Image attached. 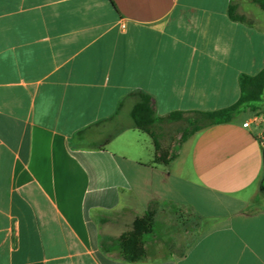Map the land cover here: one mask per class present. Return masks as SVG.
I'll return each mask as SVG.
<instances>
[{
    "label": "crops",
    "instance_id": "1",
    "mask_svg": "<svg viewBox=\"0 0 264 264\" xmlns=\"http://www.w3.org/2000/svg\"><path fill=\"white\" fill-rule=\"evenodd\" d=\"M256 5L0 0V264H264V98L260 116L177 152L158 127L168 165L124 120L140 91L160 117L236 104L241 77L264 69ZM178 207L197 221L188 231ZM149 210L147 256L127 261L120 237Z\"/></svg>",
    "mask_w": 264,
    "mask_h": 264
},
{
    "label": "trees",
    "instance_id": "2",
    "mask_svg": "<svg viewBox=\"0 0 264 264\" xmlns=\"http://www.w3.org/2000/svg\"><path fill=\"white\" fill-rule=\"evenodd\" d=\"M251 1L257 4L264 12V0ZM229 16L234 21H247V18L245 16L239 15L238 6L236 4L231 5ZM240 86L241 97L239 101L231 107L213 112H175L166 117H160L157 115L153 106V98L151 95L141 91L130 94V96L135 99V103L130 113L133 126L141 132L148 134L154 142L155 157L153 160V164L168 165L175 158V156L171 154L170 150L164 148L159 142V137L156 130V126L158 123L164 121H172L180 118L185 114H196L201 117L202 121H205V123L197 130L190 133L186 137L188 138L195 132L203 130L209 126L220 123H228L232 121L233 118L246 111V109H248L252 105L258 104L263 101L264 69L256 76L243 75L240 79ZM111 119H114V117ZM122 130L123 128L115 131L113 135L108 137V139L105 141V144H107L112 137L116 136ZM155 216V210L147 211L142 217H139L134 221L131 230L124 233L120 237L121 254L124 259L130 262H138L140 260H143L147 256L145 237L154 232Z\"/></svg>",
    "mask_w": 264,
    "mask_h": 264
},
{
    "label": "rangeland",
    "instance_id": "3",
    "mask_svg": "<svg viewBox=\"0 0 264 264\" xmlns=\"http://www.w3.org/2000/svg\"><path fill=\"white\" fill-rule=\"evenodd\" d=\"M244 1H247L248 3L252 2L251 0H243V2ZM257 15L264 19V12L262 11V9L258 5L255 6V10H252L250 12V16L253 17V18H257ZM246 111L251 112L255 116H260L262 114V112H263L262 107H261V105L259 103L255 104V105H252L251 107L246 109ZM124 120H125V122L129 121V122L132 123V119L129 117V114L127 112L124 113ZM204 123H205V121H202L201 117H199L196 114H185V115L181 116L178 119H175V120H172V121H166V122L164 121V122L158 123L157 126H156V129L158 127H163L165 132H167L168 135L171 136V143H173V145L175 146L173 148V150L175 152H177L179 147H180V143L190 133H192L195 130H197ZM176 211L179 214V216H178L179 223H181L182 226L185 225L183 227V230L186 229L188 231L191 226L193 228L194 225L197 223V221L193 222V218H192L193 215L192 214H188L189 212H187V210L181 209L180 207H178L176 209ZM188 221H192V223L189 225L187 223ZM152 248L153 247L151 246V249Z\"/></svg>",
    "mask_w": 264,
    "mask_h": 264
},
{
    "label": "built area",
    "instance_id": "4",
    "mask_svg": "<svg viewBox=\"0 0 264 264\" xmlns=\"http://www.w3.org/2000/svg\"><path fill=\"white\" fill-rule=\"evenodd\" d=\"M122 27L125 28L126 26L123 24ZM244 126H249V122L245 123Z\"/></svg>",
    "mask_w": 264,
    "mask_h": 264
}]
</instances>
